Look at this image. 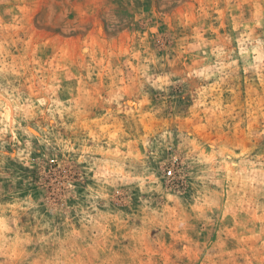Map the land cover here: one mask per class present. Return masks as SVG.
<instances>
[{
	"label": "rangeland",
	"instance_id": "1",
	"mask_svg": "<svg viewBox=\"0 0 264 264\" xmlns=\"http://www.w3.org/2000/svg\"><path fill=\"white\" fill-rule=\"evenodd\" d=\"M0 264H264V0H0Z\"/></svg>",
	"mask_w": 264,
	"mask_h": 264
}]
</instances>
